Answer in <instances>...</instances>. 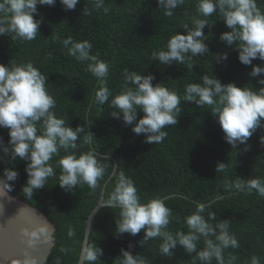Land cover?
<instances>
[{
  "label": "trees",
  "instance_id": "16d2710c",
  "mask_svg": "<svg viewBox=\"0 0 264 264\" xmlns=\"http://www.w3.org/2000/svg\"><path fill=\"white\" fill-rule=\"evenodd\" d=\"M197 2L185 0L171 17L164 14L157 0H105L107 13L103 8L97 10L92 0L87 3L80 0L75 11L67 12L57 2L55 7H40L43 23L35 39L22 40L14 33L0 36V63L10 66L33 63L48 77L46 87L55 98L56 115L65 118L68 126H81L85 130L80 134L76 149L69 148L68 152L61 149L53 156L50 163L55 175L32 197L22 192L27 178L26 162L19 159L0 162L1 176L6 167H16L20 174L13 182L15 195L44 210L57 226L56 245L46 264H78L88 218L102 199L107 202L121 172L133 179L141 202L159 197L172 210L171 222L163 231L173 235L178 231L187 233L185 217L203 204L205 218L214 212L215 219L210 221L214 226L227 219L229 232L239 241L238 248L224 250L225 264H251L253 256L258 258L259 264H264V197L255 190L228 187L237 179L264 180V145L258 143L264 129L250 139L249 151L232 148L223 139L220 125L211 113L212 106L199 107L181 100L178 124L165 129L168 135L163 142L144 143L143 136L135 135L131 127L111 117L112 109L107 104L100 105L95 100L101 81L87 71L86 63L69 56L62 44L69 36L75 41L89 40L93 45L92 54L109 64L103 83L113 95L119 94L125 85L124 69L155 73L153 83L165 84L181 96L186 84L202 83L205 74L217 75L224 83L235 81L241 86L253 87L255 80L248 76L250 68L239 62L234 48H226L219 40L220 33L228 29L218 12L208 18L210 25L205 29L210 53L192 57L190 61L186 59L182 65L168 66L152 60L154 51L164 48L172 35L184 31V24L191 25L198 17ZM85 6L88 10L83 13ZM257 6L264 11V0H257ZM223 51L229 52V59L218 64L213 54ZM188 63L193 67L189 68ZM88 131L95 136L92 145L83 143ZM7 132L0 129L5 143ZM87 151L96 153L98 161L106 166L104 176L95 189L83 184L66 192L58 185L59 159L68 153L79 155ZM106 155H112L118 164L112 180L116 162ZM219 162L225 165L223 172L215 171ZM119 212V208H101L94 219L89 244L104 249V255L96 264H118L123 259L120 249L127 248L129 243L135 245L132 251L143 257L146 264H193L196 254H188L179 246L171 257L164 256L160 252L163 242L160 237L144 245L138 244L143 231L135 237L125 234L118 238L115 219H119ZM69 230L75 233L71 237ZM203 246L201 239L198 250ZM212 264L217 262L213 260Z\"/></svg>",
  "mask_w": 264,
  "mask_h": 264
},
{
  "label": "clouds",
  "instance_id": "9594fccd",
  "mask_svg": "<svg viewBox=\"0 0 264 264\" xmlns=\"http://www.w3.org/2000/svg\"><path fill=\"white\" fill-rule=\"evenodd\" d=\"M57 2L64 11H75L80 0H0V36L14 33L22 40H33L40 31L43 18L40 7H55ZM97 10L103 8L107 13L105 0H92ZM185 0H157L166 16H173L174 11ZM87 3V0H86ZM83 9V13L87 12ZM219 13L227 31L219 35V40L226 48H234L239 62L250 68L248 76L255 80L253 87L241 86L235 81L224 83L216 76H202V83L185 85L183 96L175 89H170L156 80L155 73H137L124 69L125 85L119 94L113 95L103 83L107 79L109 64L92 54L93 45L89 40L75 41L72 37L62 40L67 54L77 61L87 64V71L101 81L95 94L100 105L107 104L112 111L111 117L121 120L131 127L137 136L144 137V143H161L167 137L165 129L178 124L181 114V100L194 103L199 107L212 106V115L216 118L223 132L224 141L232 148L243 151L251 149L250 139L264 129V11L257 6V0H198V17L191 25L184 24V31L172 35L164 48L152 53V60L164 65L184 64L186 59L210 53L205 29L209 27L208 18ZM39 16V18H37ZM215 62L223 64L229 59V52L213 54ZM260 63H253V61ZM189 68L193 65L188 63ZM48 77L33 63H0V129H7L8 140L5 143L0 135V162L6 160L25 161L26 181L22 192L32 197L34 192L46 186L49 177L55 175L50 163L53 156L61 149H76L81 126H68L65 118L56 115L55 98L46 87ZM143 113L141 116L140 113ZM95 136L91 131L83 136V143L90 144ZM258 143L264 145V134L259 135ZM241 146L243 148L241 149ZM61 169L59 187L66 192L77 185L87 184L95 189L98 180L105 174L106 166L101 164L96 153L87 151L79 155L68 153L58 161ZM225 165L219 162L216 172H223ZM16 167H6L0 176V184L9 191L13 182L19 177ZM240 191L255 190L264 197V180L237 179L229 184ZM119 208V219H115V235L119 238L125 234L133 237L143 231V238L137 243L144 245L148 240L162 238L160 252L167 257L174 254L179 246L186 253H195L193 264H225L224 250L238 248L239 241L229 232L227 219L216 224L210 221L216 214L210 212L207 219L203 215L205 206L197 205L196 211L185 217L187 233L178 231L173 235L163 231L171 222L172 210L159 197L146 203L141 202L135 182L123 172L119 173L115 188L107 202H101L97 208ZM218 229V231H217ZM47 227H23L21 234L24 242L33 247L49 239ZM75 233L69 230L71 237ZM203 240V248L198 250V243ZM135 245L129 243L120 249L123 259L118 264H146L139 254L132 251ZM63 251V249H61ZM104 255V249L97 244L85 241L80 252V264H96ZM17 264H20L17 261ZM251 264H259L253 256Z\"/></svg>",
  "mask_w": 264,
  "mask_h": 264
},
{
  "label": "water",
  "instance_id": "95a60500",
  "mask_svg": "<svg viewBox=\"0 0 264 264\" xmlns=\"http://www.w3.org/2000/svg\"><path fill=\"white\" fill-rule=\"evenodd\" d=\"M106 156L116 162L112 155ZM117 167L118 164L116 162L110 180L115 175ZM107 183L108 181L104 185V194ZM102 201L105 202L102 199L99 204ZM97 206L88 218L82 246L85 241L89 243L94 219L101 209L97 208ZM44 225L47 227V235L50 238L44 240L42 237L41 241L35 246L29 247L24 242L21 229L23 227L33 228ZM56 232V224L44 210L19 198L12 190L9 191L3 184H0V264H17V261L20 264H46L56 245ZM78 264H80V258Z\"/></svg>",
  "mask_w": 264,
  "mask_h": 264
}]
</instances>
